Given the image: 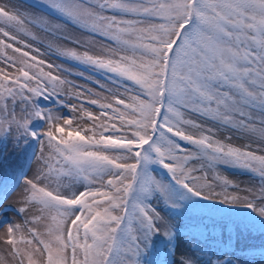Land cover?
<instances>
[{"label":"snow or ice","instance_id":"6c2138e0","mask_svg":"<svg viewBox=\"0 0 264 264\" xmlns=\"http://www.w3.org/2000/svg\"><path fill=\"white\" fill-rule=\"evenodd\" d=\"M32 7L50 12L0 2V146L27 154L0 186V210L19 219L0 218V264H236L227 252L204 261L181 251L153 201L239 206L231 214L264 233V0ZM39 32L53 38L43 50ZM52 55L106 83L77 85ZM220 166L252 174L258 191ZM158 238L171 259H153Z\"/></svg>","mask_w":264,"mask_h":264},{"label":"rangeland","instance_id":"374dc122","mask_svg":"<svg viewBox=\"0 0 264 264\" xmlns=\"http://www.w3.org/2000/svg\"><path fill=\"white\" fill-rule=\"evenodd\" d=\"M0 2H3V0H0ZM39 2L40 0H13V3L17 4L20 8L26 9L29 13L37 16L50 12L47 9L41 10L32 7ZM55 15V13H52L46 18L52 19ZM53 22L58 23L60 21L53 20ZM64 32L65 34L79 36L81 39L87 38L72 26L66 27ZM38 35L43 41V44L40 45L43 50L44 45L53 38L48 37L43 32H39ZM59 35L58 33L57 36ZM57 42L59 43V41ZM45 58L53 63L69 68L73 75L69 76L68 79L73 80L81 87L91 88L93 91L99 92L100 90L97 88L95 81L100 79L102 82H105L102 73L94 72L91 68L84 65H78L75 62L67 61L63 58L57 59L55 55ZM80 72L84 73L83 77L78 75ZM90 110L95 109L90 108ZM63 111L69 112L68 109H64ZM69 114L76 115L74 113ZM235 142L241 143L242 141ZM26 156L27 154L25 153L14 152L10 143L6 151L0 146V186L10 182L13 174L18 172L21 167L26 169ZM219 171L221 175L226 176L229 180L238 184L241 189L253 188L258 191L259 179L253 177L252 174L225 166H220ZM211 176L212 173L210 172L209 179H211ZM219 190L217 188V191ZM239 194L244 195L245 193L242 191ZM153 203L161 209V214L165 215L166 219L174 226L178 240L173 243L178 242L181 245V251H187L190 255L199 257L204 261L210 257L215 259L216 257H213L212 253L223 257L225 252H227L229 253L227 258L233 259L236 261V264H264V233L258 227L251 229L245 228L242 223L243 217L231 214L243 212L244 210L239 206L201 201V205L207 204L208 207H188L186 210L180 209L173 211L164 208L161 202L154 200ZM222 209H226V211ZM4 215L15 222H19V219L11 211L5 214L0 210V218H3ZM5 232L6 228L0 231V255H6V247L2 244ZM157 256L161 261L165 257L171 259V254L166 251L165 242L159 238L156 241L153 259H156Z\"/></svg>","mask_w":264,"mask_h":264},{"label":"bare ground","instance_id":"6f19581e","mask_svg":"<svg viewBox=\"0 0 264 264\" xmlns=\"http://www.w3.org/2000/svg\"><path fill=\"white\" fill-rule=\"evenodd\" d=\"M3 230V229H2ZM1 231V230H0Z\"/></svg>","mask_w":264,"mask_h":264}]
</instances>
